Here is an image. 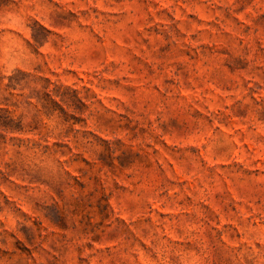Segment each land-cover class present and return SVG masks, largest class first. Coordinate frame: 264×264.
<instances>
[{
	"label": "rangeland",
	"instance_id": "374dc122",
	"mask_svg": "<svg viewBox=\"0 0 264 264\" xmlns=\"http://www.w3.org/2000/svg\"><path fill=\"white\" fill-rule=\"evenodd\" d=\"M0 264H264V0H0Z\"/></svg>",
	"mask_w": 264,
	"mask_h": 264
}]
</instances>
